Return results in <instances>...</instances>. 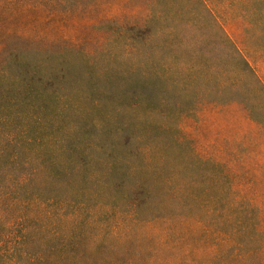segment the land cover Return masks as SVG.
Returning a JSON list of instances; mask_svg holds the SVG:
<instances>
[{"label":"rangeland","instance_id":"obj_1","mask_svg":"<svg viewBox=\"0 0 264 264\" xmlns=\"http://www.w3.org/2000/svg\"><path fill=\"white\" fill-rule=\"evenodd\" d=\"M1 110L53 146L66 264L209 259L222 174L264 230V0H0Z\"/></svg>","mask_w":264,"mask_h":264},{"label":"trees","instance_id":"obj_2","mask_svg":"<svg viewBox=\"0 0 264 264\" xmlns=\"http://www.w3.org/2000/svg\"><path fill=\"white\" fill-rule=\"evenodd\" d=\"M27 117L1 110L0 127L19 124ZM4 131L0 132V264L74 263L70 230L67 227L63 235L56 227L61 217L68 224L70 216L59 214L57 201L44 194L50 183L48 175L54 174L58 165L44 157L45 151L53 150L52 144L44 142L41 131L30 124L9 126ZM222 175L219 227L207 228L208 237L216 235L215 250L209 259L184 257L179 264H264L261 211L237 198L227 174ZM180 242L183 247V239ZM144 264H158V258Z\"/></svg>","mask_w":264,"mask_h":264}]
</instances>
